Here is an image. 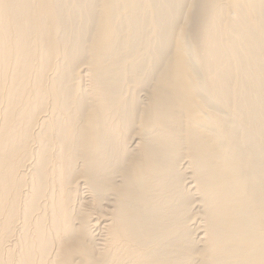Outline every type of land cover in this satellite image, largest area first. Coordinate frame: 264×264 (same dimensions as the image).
I'll return each instance as SVG.
<instances>
[{
	"label": "bare ground",
	"instance_id": "obj_1",
	"mask_svg": "<svg viewBox=\"0 0 264 264\" xmlns=\"http://www.w3.org/2000/svg\"><path fill=\"white\" fill-rule=\"evenodd\" d=\"M0 264H264V0H0Z\"/></svg>",
	"mask_w": 264,
	"mask_h": 264
}]
</instances>
